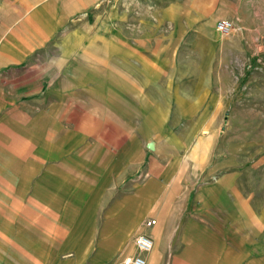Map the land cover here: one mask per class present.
<instances>
[{
  "label": "crops",
  "instance_id": "1",
  "mask_svg": "<svg viewBox=\"0 0 264 264\" xmlns=\"http://www.w3.org/2000/svg\"><path fill=\"white\" fill-rule=\"evenodd\" d=\"M177 5L0 0V264H109L143 218L113 160L147 86H175L194 35L193 7L179 19ZM202 219L148 228L147 264H264V200Z\"/></svg>",
  "mask_w": 264,
  "mask_h": 264
},
{
  "label": "rangeland",
  "instance_id": "2",
  "mask_svg": "<svg viewBox=\"0 0 264 264\" xmlns=\"http://www.w3.org/2000/svg\"><path fill=\"white\" fill-rule=\"evenodd\" d=\"M175 1L179 19L193 7V40L177 44L175 86H147L143 121L130 123L129 145L114 155L115 176L127 161L130 213L144 215L109 264L135 254L134 237L151 219L182 227L203 212L263 204L264 0ZM221 20L234 23L227 35L216 29Z\"/></svg>",
  "mask_w": 264,
  "mask_h": 264
},
{
  "label": "built area",
  "instance_id": "3",
  "mask_svg": "<svg viewBox=\"0 0 264 264\" xmlns=\"http://www.w3.org/2000/svg\"><path fill=\"white\" fill-rule=\"evenodd\" d=\"M234 28V23L230 20H221L217 23L216 29L219 33L227 35ZM156 220L151 219L147 222L148 228L155 226ZM135 254L122 257L121 264H147L146 256L154 248V240L145 233H138L134 237Z\"/></svg>",
  "mask_w": 264,
  "mask_h": 264
}]
</instances>
